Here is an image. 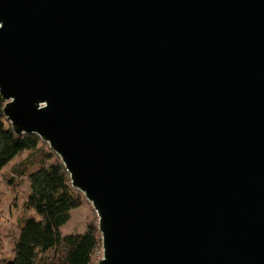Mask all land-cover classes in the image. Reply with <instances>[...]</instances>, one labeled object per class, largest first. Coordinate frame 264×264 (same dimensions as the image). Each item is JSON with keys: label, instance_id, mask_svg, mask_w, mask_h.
Returning a JSON list of instances; mask_svg holds the SVG:
<instances>
[{"label": "water", "instance_id": "obj_1", "mask_svg": "<svg viewBox=\"0 0 264 264\" xmlns=\"http://www.w3.org/2000/svg\"><path fill=\"white\" fill-rule=\"evenodd\" d=\"M0 102L92 204L96 264H264V0H0Z\"/></svg>", "mask_w": 264, "mask_h": 264}, {"label": "trees", "instance_id": "obj_2", "mask_svg": "<svg viewBox=\"0 0 264 264\" xmlns=\"http://www.w3.org/2000/svg\"><path fill=\"white\" fill-rule=\"evenodd\" d=\"M3 108L0 102V173L15 157L29 152L2 176L13 190L28 178L30 189L22 204L25 216L14 241L13 258H0V264H96V253L102 249L98 224L81 234L61 232L72 210L91 203L72 185L62 159L49 144L35 133L16 134Z\"/></svg>", "mask_w": 264, "mask_h": 264}, {"label": "rangeland", "instance_id": "obj_3", "mask_svg": "<svg viewBox=\"0 0 264 264\" xmlns=\"http://www.w3.org/2000/svg\"><path fill=\"white\" fill-rule=\"evenodd\" d=\"M26 154L23 153L19 158ZM9 168L3 173H9ZM3 173H0V258L6 259L13 254L14 241L20 232L21 219L25 216L22 204L29 192V183L25 178L21 185L13 190L6 184ZM93 223L98 224L97 213L92 204L84 203L81 207L72 210L71 219L61 227V232L62 234H81ZM96 255L100 259L102 252Z\"/></svg>", "mask_w": 264, "mask_h": 264}, {"label": "crops", "instance_id": "obj_4", "mask_svg": "<svg viewBox=\"0 0 264 264\" xmlns=\"http://www.w3.org/2000/svg\"><path fill=\"white\" fill-rule=\"evenodd\" d=\"M24 153H29V152H24ZM26 154V155H27ZM26 155L25 156H23L22 158H19V156H17V157H15L6 167H4L3 168V170H2V172L3 171H5L8 167H10L9 169H11V167L14 165V164H16V163H19L23 158H25L26 157ZM25 179V178H24ZM27 179V181H28V183H29V180H28V178H26ZM30 189V188H29ZM28 194H29V192H28ZM27 194V195H28ZM18 237V236H17ZM13 258V254H11L10 256H9V258H6L7 260H11Z\"/></svg>", "mask_w": 264, "mask_h": 264}, {"label": "built area", "instance_id": "obj_5", "mask_svg": "<svg viewBox=\"0 0 264 264\" xmlns=\"http://www.w3.org/2000/svg\"><path fill=\"white\" fill-rule=\"evenodd\" d=\"M101 252H102V251H100V250H99V251H97V253H99V254H100Z\"/></svg>", "mask_w": 264, "mask_h": 264}]
</instances>
